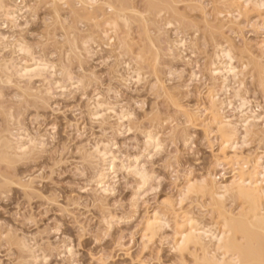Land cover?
Instances as JSON below:
<instances>
[{"label":"rangeland","instance_id":"obj_1","mask_svg":"<svg viewBox=\"0 0 264 264\" xmlns=\"http://www.w3.org/2000/svg\"><path fill=\"white\" fill-rule=\"evenodd\" d=\"M231 1L99 0L89 11L108 15L98 20L90 19L80 0L8 1L24 11L18 28L0 14L1 33L10 40H25L34 57L53 64L56 74L55 79H35L28 86L17 77L8 82L0 70V146L20 133L36 140L44 135V146L25 157H6L0 147L4 155H0V264H33L31 254L19 247L22 239L36 255L46 254L43 264H205L203 253L194 246L183 253L175 250L176 225L191 214L188 217L202 222V227L218 229L222 207L243 213L247 204L230 196L221 203L214 201L200 188L201 180L227 185L240 168L251 171L255 158L264 155V84L259 74L264 65L260 50L264 14L232 18L226 13ZM107 3L128 20L126 25L113 17L118 30L110 44L101 31H107L106 21L114 14ZM167 21L170 27L165 26ZM89 37L91 54L82 46ZM182 37L188 42L185 54L180 56L173 48L169 52L172 42ZM122 41L125 49L119 48ZM229 43L235 47V66L243 71L239 94L251 100L262 120L236 151L223 146L214 120L226 116L237 124L239 113L231 108L220 116L209 100L214 87L220 90V80L214 81L209 72L217 47ZM11 50L0 47V63L13 59ZM125 62L140 70L139 82H123ZM54 82H61L62 89ZM49 85L52 93L46 91ZM231 93L229 99L234 98ZM96 101L112 106L117 114L129 112L131 120L120 122L102 106L103 117L95 121ZM148 132L159 137L161 146L151 156L144 152ZM101 143L114 149L118 160V170L108 180L109 193L94 184L103 165L93 159L92 149ZM224 156L230 163H224ZM134 157L151 176L143 189L137 177L120 167ZM109 217L114 223L106 226ZM161 218L167 227L150 237L145 230L148 222Z\"/></svg>","mask_w":264,"mask_h":264},{"label":"bare ground","instance_id":"obj_2","mask_svg":"<svg viewBox=\"0 0 264 264\" xmlns=\"http://www.w3.org/2000/svg\"><path fill=\"white\" fill-rule=\"evenodd\" d=\"M8 1L9 0H0V14L3 15V18L7 23L11 24V27L18 28L20 25L19 21H20L21 16H22L21 14H23L24 9L22 7H20V5L19 6L14 5V7L12 5L9 6L7 4ZM80 2L85 6L84 10L89 11V9L93 8L99 2V0H80ZM107 5L109 7V10L113 11L114 14H112V17L108 18L106 21V25L108 27L107 31L104 32L105 29L101 30V31L104 32V33L102 32V34H104V39L106 38L107 39L106 41H108L110 44L114 41V37H116V35L114 36V34H116L117 30H118V22L113 17L121 19L126 25L128 24V20L125 18V15L121 13L122 11L120 12V11L116 10V8H114V6L110 3H107ZM23 7L26 9L25 6H23ZM27 8H29V7H27ZM102 12L103 13H101V15L103 17L108 15L106 11H102ZM250 12H255V13L262 16L264 14V0H232L231 1V8L226 13H227V15L231 16L232 18L236 15L239 18V17H241L242 13L247 14ZM89 15L91 17L90 18L91 20H98V19H100V17H102L100 15L93 14L90 11H89ZM171 25H172V23L170 21H167L165 23L166 27H170ZM97 26L100 27L101 26L100 23H98ZM8 37L9 36L3 35L1 33V29H0V47H2V49H5V50L12 49L13 50V51L11 50L12 53L14 52V54H15V55L13 54L14 56L12 55L13 59H11V56H10L9 61L6 60V61H3V63L2 62L0 63V70L2 72H4V74L6 75V77L8 79V82L12 81L11 79H13V77H17V80L19 79L18 81H20V80L22 82L25 81V83L27 82V85H28V83L29 84L32 83L33 80H35V79L36 80L38 79V81L40 79L47 81L48 77H50V79H51V78H53V76H55V74H56L55 68L56 67L53 64H51L50 62H46V61L42 60L41 58H39V59L35 58L31 49L25 43V40L22 41L21 39L20 40L18 39L17 41H14V39L10 40V38H8ZM91 42H93V39L90 37L88 39L85 38V40L82 42L83 50L87 54H91L90 53L91 52L90 47H89V44ZM120 44H122V45H120L121 47L119 46V48L123 49L124 46L127 47V44L125 41L124 42L122 41ZM187 44H188V42L186 41L185 38H183V37L179 38L178 40H175L172 42V46H171V49L169 48L170 49L169 52L172 53L173 52L172 48H173V49H175L174 52L177 51L178 54H180V56H182L183 54H185V51L188 50V49L186 50ZM234 48L235 47L230 45V43L227 44L226 46L218 45V47H217L216 59H215L216 62L213 63L212 68H211V70H209V72L212 75V77H213L212 79H214V81H216L217 78L221 81V83L219 81L220 90L219 91L215 90L218 86L216 88L214 87V89H212V90H214V93L211 92L212 94L209 95V100L211 101V104L213 105V107L216 108L215 110L219 112V114L220 113L224 114V110H226V109L231 110V108L234 109L235 112L237 111L239 113L240 117L237 116L238 114L236 115L237 118L239 117V119H238L239 122L237 124H236V122L234 124V122H232L231 119H227L226 116H225L226 117L225 118L221 114H220V116H222V118L217 117L216 121L214 120V122L216 123V126L218 128V131L221 135V138L223 139V146L227 149L236 151V150H238V147L240 149L241 147L243 148V145L247 144V140H248L249 136H251V134L253 135L254 130L256 131V129H257L256 127L259 126V125L257 126V124L259 123V122L257 123V121L260 119V117L256 116L257 111L252 110L253 106L250 103L251 100L248 101L245 97H242L243 94H239L240 91L242 93L243 89L241 90V88L243 85L242 82L244 80L241 79L243 77V76L241 77V74L243 71L240 72V69L238 71V69L236 67L237 65L235 66V61H236L237 56H236ZM260 50H261V54L263 57L264 56V41L260 45ZM171 55L173 56V54H171ZM14 57H16V58H14ZM179 58L182 59L183 57L182 58L179 57ZM240 61H241V58H240ZM242 64H244V62ZM245 64H247V63H245ZM258 64H260V63H258ZM241 66H243V65H241ZM261 67L262 68H261V71L259 74H260L261 81L264 84V65ZM124 68L127 69V72H126L127 74L125 73L126 77H123V78H125L123 80V82L125 81L124 83H132V82L137 83L141 80L140 70L132 69L130 67V64H128L127 62H125ZM69 76H71V75H69ZM69 76H66V78L67 77L69 78ZM192 76L191 77L196 81V79H197L196 74L193 73ZM70 78L67 82L69 84H70V82L72 83V80H71L72 78L71 79ZM121 78H122V76H121ZM53 79H55V78H53ZM240 79L242 80V82L240 81ZM21 84H23V83H20L19 85H21ZM54 84H55V87L57 86V87H59V89H62L61 87H63L61 85V82L60 83L54 82L53 86H54ZM232 84H234L235 86ZM236 84H238V88H236L237 87ZM263 84H262V86H263ZM63 85H64V83H63ZM65 85H67V84H65ZM65 85H64V87H65ZM74 85H75V83H74ZM74 85H72L71 88L74 87ZM51 86L52 85H49V87H50V89L48 87L49 90L46 89L47 92L53 91V90H51ZM232 86H234V87H232ZM75 87H78V86L76 85ZM244 87H246V86H244ZM52 89H54V88L52 87ZM56 89H58V88H56ZM64 89L62 91H64ZM220 92H223V93H220ZM228 92H229V94L231 92H234V98L232 97V99H229L228 98L229 95L227 94ZM221 94L226 95L225 97L222 95V97H224V99H222L220 97ZM99 103L94 107V108H96L95 113L92 114L93 118H95V121H96V117L100 118V120H101V117H100L101 114L99 112L101 111L100 109L102 108V106H105L104 108L107 109L109 107L108 105H111V104H108L107 105L108 107H106V104L101 105ZM110 107L111 108H108L105 113H107L108 111L109 112L111 111L113 113L116 112V111H114V109H112V106H110ZM234 110H232V111H234ZM218 112H217V114H218ZM103 114H104V112H103ZM115 114L116 115H114V116H116L120 122H124V120L126 122V119H127V121L130 119L129 118L130 117L129 112H128V114H127V112L126 113L120 112L119 114H117V113H115ZM104 117H105V114H104ZM188 117H189V120L193 119L192 116H188ZM235 119H236V117H235ZM260 121H262V120L260 119ZM115 125H117V123ZM115 128H116V126H115ZM239 128L243 129V133H239ZM118 129H120V128H118ZM27 135L24 136V135H21V133H20L17 136L16 140H11L12 138L10 140H5L2 143V146H0L3 148V150L5 149V152H2V153H4V155L6 157L10 156V157L21 158V157H25V156L29 155L30 153H32L36 149H38L40 147L42 148L44 146L42 144V141H41L44 139V138L42 139V137L44 135L41 136V138L39 137L40 140H39V138H38V140H36L37 139L36 136H35L36 137V139H35V137H32L33 135L31 137L30 136L28 137ZM158 139H159V137L157 138V135L153 134L152 132H148L145 134V146H144L145 150H144V152L147 155L151 156L152 155L151 153L153 151H157L158 149L160 150V147H161L160 146V140H158ZM105 143H107V142H105ZM248 143H249V141H248ZM98 144H100V143H98ZM108 144H109V142H108ZM108 144L107 145L102 144V146L96 145V147L92 149V150H94V154H95V156H92L93 159H94V157L96 159H99V161H101L102 165H103V166H101V169L99 171L100 173L98 172L99 173L98 176L96 175L97 178H95L96 180H95L94 184H96L99 187V189H101V191H103L104 193L106 191H108V193H109V190H111L110 189V187H112L111 185L109 187V190H107L109 177H111L110 175L112 172H115L118 170L117 169L118 168V166H117L118 160H117V157H115V155H117V154H113L114 149L111 151L110 147H108ZM38 150H40V149H38ZM87 152H89V151H87ZM0 155H1V157L2 156L4 157L3 154L0 153ZM89 155L91 157V154H89ZM88 158H89V156H88ZM227 158H228L227 156L223 157L224 163L225 162L230 163V160L228 161ZM256 158H255L256 161L254 160V167L252 168L251 171H245L247 169L246 168L244 170L245 167L240 168V171L238 172V174L227 185H224V184L216 185L213 180L209 182V181L203 180V179L201 180L202 182L200 184L201 185L200 188H202V190L204 192L205 191L208 192V194L211 195V197L214 199V201H216L218 203L226 201L225 199L230 196V197L235 198L236 200H241L243 202V204H247L249 208H247L243 213L236 214V213H234L233 210L226 209V206L222 207L221 208L222 224H221V227L218 229L212 228V227H205V225L202 227V225H199V224H202V222L197 224L196 221H194L191 218V216L188 217V215H191V214H186L187 216H185V217L182 215L184 217L183 219L181 217L182 223L176 225L177 226V228H176L177 232L176 231L175 232L177 234V239H176L177 241H176V245L174 246L175 250H177L180 253H183V252H185V250L189 246H194L195 249H198L203 253V260H204L205 264H241L242 262H244L246 260L251 262V264H264V155L258 157L257 159ZM90 159H92V158H90ZM95 161L97 162L98 160H95ZM129 161H128V163H130V164H125L124 160H123V162H124V164H123L121 161L122 165L120 167H122L125 172L127 171L128 174L130 173V175H133L140 180L139 182H141V187L140 186L139 187L141 189L145 188L147 185H149L151 176L149 175V173H147L145 171L146 169L141 167V165L139 163V159L134 157V160H132L131 162H129ZM232 162H238V161L234 160ZM247 163H248V161H247ZM247 167H249V166H247ZM237 168H239V167L237 166ZM113 175L116 176L117 174L115 175V173H114ZM194 183H195V181H194ZM189 184L191 185L192 183L190 182ZM190 185H189V187H190ZM98 187H97V189H98ZM186 191H189V190L187 189ZM105 217H106V215H105ZM162 218H164V217H162ZM162 218L161 219H154V221L151 219L150 221H152V222H150V221L148 222V224H147L148 226H146L147 229H145V230H147L146 232L149 233L150 237L156 235V233L158 231L162 230V228L167 227L166 224H168V223H166L165 219H162ZM112 219L114 220V218H110V217L106 218L105 220H106L107 225L106 224L105 225L111 226L112 222H113ZM8 233H11V232H8ZM5 235L7 236L8 234H5ZM149 235H148V237H149ZM22 238H24V237H22ZM22 240L23 241H20V243H19V247L21 248V250L23 252L26 251V252L31 254L30 255L31 258L30 257L29 258H30V260H32L31 262L33 264H43L46 262V259H47V257L45 256L46 254L45 255H43V254L42 255H36L37 253L33 250V246L30 247V245H28L29 243L26 244L24 239H22ZM67 249L69 251L71 250L69 248H67ZM68 250L67 251L65 250V252L68 253ZM69 253L71 254V252H69ZM25 257H26V255H25ZM48 257H50V256H48ZM23 262H24V260H23Z\"/></svg>","mask_w":264,"mask_h":264}]
</instances>
